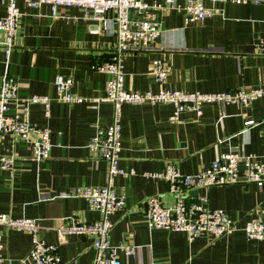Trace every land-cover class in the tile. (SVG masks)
Here are the masks:
<instances>
[{"label": "crops", "instance_id": "crops-1", "mask_svg": "<svg viewBox=\"0 0 264 264\" xmlns=\"http://www.w3.org/2000/svg\"><path fill=\"white\" fill-rule=\"evenodd\" d=\"M206 3L221 12L186 22L182 10L160 15L134 11L135 16L154 14L162 31L149 49L123 54L128 89L159 88L151 72L155 58L168 63L165 84L170 88L220 91L264 85V53L257 49L264 40V2ZM17 4L22 14L15 46L8 57L0 46V84L9 68L20 82L21 94L52 97L49 114L42 103L30 106V121L50 127L52 146L48 158L35 160L26 142L10 134L0 137V152L18 153L14 170H0V211L40 218L39 235L59 244L61 264H90L94 236L62 233L56 226L69 215L87 221L101 217L86 198L67 194L78 186L108 182V163L89 144L98 126L113 121V102L94 100L107 94L110 74L93 66L115 54V27L110 23L99 32L91 31L99 20L85 17L75 4L61 7L60 16H53L46 2L31 5L17 0ZM6 11V1L0 0V16ZM59 73L72 74L73 91L85 99L57 100L54 78ZM174 109L171 102L122 105L120 163L129 172L117 175L115 183L118 190L126 191L127 199L125 207L111 214L110 240L140 247L135 255L120 249L119 259L122 264H264V239L249 238L243 228L221 237L202 235L190 240L183 230L151 228L144 210L150 195L160 196L166 204L176 201L168 179L150 175L170 164L193 173L230 149L264 160V95L248 104L205 102L202 114L185 110L179 120L172 119ZM249 118L255 123L246 126ZM244 168L240 164L241 173ZM202 195L210 207L225 209L241 226L250 218L264 217V180L190 188L186 200ZM32 239L27 230H5L0 263L18 264L31 249Z\"/></svg>", "mask_w": 264, "mask_h": 264}, {"label": "built area", "instance_id": "built-area-1", "mask_svg": "<svg viewBox=\"0 0 264 264\" xmlns=\"http://www.w3.org/2000/svg\"><path fill=\"white\" fill-rule=\"evenodd\" d=\"M7 3L6 14L0 16V32L4 38L0 40L7 57L16 43V35L20 26V10L17 0H4ZM207 0H155L150 4L147 0H28L29 4L37 5L49 3L53 16L61 15V7L75 4L81 7L85 17L96 18L99 25L91 28L99 32L113 23L116 35L115 54L110 60L94 63V68L107 71L110 77L107 81V94L94 98L96 101L111 100L114 104L113 121L107 126H98L90 147L108 163V182L104 185L78 186L67 195L82 196L87 199L93 209L99 210L101 217L92 220H82L75 215L64 218V222L56 228L62 233H79L94 236L93 245L95 255L90 264H122L119 250L128 255H135L139 245L129 241L114 244L110 240L113 221L111 214L125 207L127 193L118 190L115 178L119 174H127V170L120 163L122 150L121 117L122 105L125 102L156 104L171 102L175 109L172 119L179 120L181 112L194 110L202 114L205 102H237L248 104L252 99L264 95V85L235 90L202 91L170 88L165 82L169 73V66L163 58H155L151 63V72L159 88L146 90L128 89L125 86V70L123 54L129 51H144L151 47V42L162 29L160 22L151 12L135 16L134 11L159 8L162 11L177 9L184 11L186 22L189 20H203L207 16L221 12V8L208 5ZM213 3L219 0H209ZM234 2L262 3L264 0H232ZM136 8L130 14V9ZM264 53V40L257 48ZM74 76L59 73L55 76V98L59 101H82L83 96L73 91ZM52 97L46 93H20L18 78L6 68L0 84V137L6 134L15 139L26 142L30 148V157L42 160L50 156L51 129L48 126H37L30 121V106L32 103H42L49 114ZM245 125L255 123L253 118L245 120ZM264 141V130L262 134ZM18 153L0 152V170H14ZM244 164V171L239 170ZM150 175L167 178L170 191L177 199L174 203L166 204L158 195L146 198L145 216L151 228L164 227L183 230L190 240L197 236L207 235L221 237L243 228L249 238L264 239V217L248 219L242 226L238 220L223 208H213L207 204V197L202 195L194 201L186 200V191L190 188H207L212 185L233 183L238 181H263L264 160L254 153H247L239 149H230L220 153L209 165L193 172L183 173L175 165L170 164L162 172H152ZM40 218L30 216H13L0 211V246L3 245L4 231L7 229H21L32 233V246L29 252L19 260L18 264H61L62 257L59 244L48 242L39 235ZM109 251V254H108ZM2 258H0L1 260ZM1 264V263H0Z\"/></svg>", "mask_w": 264, "mask_h": 264}, {"label": "water", "instance_id": "water-1", "mask_svg": "<svg viewBox=\"0 0 264 264\" xmlns=\"http://www.w3.org/2000/svg\"><path fill=\"white\" fill-rule=\"evenodd\" d=\"M136 10V8H131L130 9V14L132 13V11ZM149 11H152V12H156L158 13V15H160L162 13V10L159 9V8H155V9H147ZM142 11H146L145 9H143ZM108 254H109V251H108Z\"/></svg>", "mask_w": 264, "mask_h": 264}, {"label": "rangeland", "instance_id": "rangeland-1", "mask_svg": "<svg viewBox=\"0 0 264 264\" xmlns=\"http://www.w3.org/2000/svg\"><path fill=\"white\" fill-rule=\"evenodd\" d=\"M208 188V187H207Z\"/></svg>", "mask_w": 264, "mask_h": 264}]
</instances>
